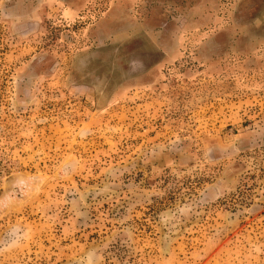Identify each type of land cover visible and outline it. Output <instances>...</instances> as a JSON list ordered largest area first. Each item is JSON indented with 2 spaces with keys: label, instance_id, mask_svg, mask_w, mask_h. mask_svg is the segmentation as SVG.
Returning a JSON list of instances; mask_svg holds the SVG:
<instances>
[{
  "label": "rangeland",
  "instance_id": "rangeland-1",
  "mask_svg": "<svg viewBox=\"0 0 264 264\" xmlns=\"http://www.w3.org/2000/svg\"><path fill=\"white\" fill-rule=\"evenodd\" d=\"M0 264H264V0H0Z\"/></svg>",
  "mask_w": 264,
  "mask_h": 264
}]
</instances>
